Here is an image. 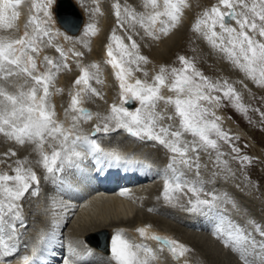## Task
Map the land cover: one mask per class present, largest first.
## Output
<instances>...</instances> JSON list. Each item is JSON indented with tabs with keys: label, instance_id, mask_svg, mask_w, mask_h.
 <instances>
[{
	"label": "snow or ice",
	"instance_id": "1",
	"mask_svg": "<svg viewBox=\"0 0 264 264\" xmlns=\"http://www.w3.org/2000/svg\"><path fill=\"white\" fill-rule=\"evenodd\" d=\"M24 2L25 0H0V26L13 28L12 22L19 16L16 9ZM28 4L30 9L34 10V14L29 19V24L33 26L32 31H25L17 39L0 41V74L5 79L24 76L26 82L31 81V86L27 91H20L17 94H9L0 88V133H3L9 141L19 145L29 142L35 146L33 150L39 152L41 159L37 163L43 165L47 173L44 179L50 181L54 189L47 197L49 207L43 211L47 213L51 208L54 216L58 214L57 209L63 210L65 216L68 211H74L71 203H65L57 198V193L72 194L76 191V185L65 173L67 171L82 177L83 164L88 158L95 160L101 170L104 167L121 165L151 168L150 164L134 160L129 154H121L114 149H104L95 138L98 134L107 136L123 130L140 142L153 143L154 146L167 150L170 154L167 168L170 171L175 172L176 166L180 165L196 173V183L182 180L180 175H174L172 179L166 180L163 197L168 204L208 219L214 225L210 230L219 235L226 246H231L232 250L238 253L241 264H264V230H261V226L257 225L261 236L259 241L251 234L247 236L241 234L238 229H233L231 224L225 229L222 227L225 217L218 207L219 197L215 193H205L207 198H201L204 189L198 177L200 169L206 167L200 163L201 151L209 155L215 152L214 165L222 170L225 179L235 175L228 161L223 159L225 154L220 151L217 139L211 138L213 134L232 146V152L236 154L233 159L242 164L252 162L247 155H239L240 149L232 143L236 138L222 130L218 123L219 117H215V113L209 107L219 106L221 96L213 93L222 92L224 98L233 101L234 108L246 113L247 109L240 103V96L233 86L227 80L213 82L196 67L193 61L184 56L178 57L182 65L180 68H172L168 73L165 67H161L151 83L139 78L135 79L134 83H129V77L133 72L130 65L142 70L141 62L146 64L149 61L146 56L139 53V46L135 40H131L129 36L131 44L126 45L113 30L111 39L115 42L119 54H114V46L109 43L107 63L114 69V75L119 82L121 103H113L107 116L97 113L99 122L94 124L91 136L83 134L80 130L81 117L91 121L93 113L80 106L82 94L100 95L91 84L92 80L99 82V77L96 72H90L89 67L82 65L77 59L76 63L81 68L82 74L74 80L76 90L71 97L69 108L65 109L66 119L70 120V123L65 127L64 122L55 119V106L50 101L53 95L50 86H53L61 70L71 71L67 62L69 53L76 58L84 55L74 48L66 49L58 39L74 41L80 38L69 36L54 27L58 0H28ZM77 4L90 16L101 11L99 0H92L91 5L86 4L85 0H77ZM145 6L151 11L147 15H142L139 23L144 26L147 35L159 40L160 35L156 34L155 26L158 23L162 25L159 33L168 35L181 23L183 10L188 4L187 0H163V11H161L157 0H147ZM122 8L124 14L130 18V27L134 28L131 21L137 20L135 8L121 5L119 0L115 3L117 25L124 27ZM222 8L227 11H222ZM10 9L11 15L8 14ZM162 17L164 19H161ZM227 18H231L239 25V31L226 24ZM217 26L222 32L216 31ZM193 28L197 32H202L214 48L224 52L230 61L248 73L258 85L264 86V41L257 39V36L264 38V0H259L258 4L253 3L250 7L246 0H218L216 5L204 11ZM79 31L82 32L83 37L95 36L98 32L97 24L85 23ZM250 32L252 34H249ZM225 34L227 44H225ZM42 38H47L45 46L54 48L59 54L58 59L45 55L41 60ZM90 67L98 69L99 65L92 64ZM41 68L44 70L41 71ZM169 75L172 77L170 84ZM165 87H169L175 96L162 95L161 89ZM54 91L60 93L63 89L55 88ZM87 98L92 99V96L89 95ZM161 101L164 102L165 108L158 110ZM133 102L136 106L131 108ZM168 105L174 106V112L168 113L165 110ZM209 116L213 118L209 119ZM165 120L169 123H163ZM185 134L191 135L192 139L185 141L183 139ZM49 138L54 144L59 145L58 149L53 148L51 154L44 151V144ZM80 145H83L86 151L77 150ZM16 155V151L9 149L3 153L0 163L6 164L9 158ZM13 163L15 164L13 174L7 172L0 174V196L3 197L0 198V245H2L0 260L11 256L17 250L16 245L10 244L9 241L19 238L20 228L28 227L23 215L24 201L38 198L42 192L41 178L31 167L25 166L27 161L18 159ZM212 174L219 176L221 173L214 171ZM185 190L192 193L187 205L174 203V194ZM59 223L60 221L54 218L50 224V231L45 233L41 230L38 244L42 243L47 252H51L49 245L55 240V228ZM138 232L143 237L158 241L161 247H166L175 259L191 251L188 246L167 237L155 234L149 236L146 228H139ZM140 247L130 243L125 238L123 230H117L110 239L109 252L115 264H161L163 257L157 256L147 245H144L143 249L152 260L150 262L147 258L141 259L138 254ZM40 255L42 252L38 251L37 246H33L32 255H24L22 259L24 264H35ZM95 255L91 248L85 246L84 255L75 260L65 258L62 264H91V258ZM97 264H111V261L97 257Z\"/></svg>",
	"mask_w": 264,
	"mask_h": 264
},
{
	"label": "rangeland",
	"instance_id": "2",
	"mask_svg": "<svg viewBox=\"0 0 264 264\" xmlns=\"http://www.w3.org/2000/svg\"><path fill=\"white\" fill-rule=\"evenodd\" d=\"M85 1H89L88 4L92 3V0ZM161 1L163 0H157V3L159 5V10L161 9V11H163V2ZM116 2L117 0H104L105 10L100 8L101 11L99 13H92L91 16L89 15V18L91 17V19H93L91 22H95L96 24L99 22L103 24L101 22L102 20L107 22L105 23L106 26H104L105 30H103L102 33L108 34L107 37L105 38V35L102 40H110L117 54L119 53V50L116 47L115 42L111 39L113 30H115L116 34L121 37L126 45L130 46L131 40L136 41L137 45L139 46V53L143 56H146L149 63L145 64L141 62L140 68L142 70H137L135 65H130L133 70L132 74L135 78L146 80L148 83H151L155 75L159 73L161 67H165L168 70V73H170L172 68H180L182 65L178 57L184 56L193 61L196 67L213 82H223L224 80H227V82L231 84L235 91L239 94L240 103H242L247 109L246 113H242L234 108L233 101L224 98L222 92L213 93L214 95L221 96L219 106L211 105L209 107H211V110L215 113V117H219L218 123L220 124L222 130L228 132L232 137L236 138L232 141V143L240 149L239 155H247L251 158L252 162L250 164H242L240 161L233 159L232 157L236 154L232 152V146L213 134L211 138L217 139L220 151L225 154L223 159L228 161L229 167L233 170L235 175L229 176L227 179H225L222 170L220 168H216L214 165V161L216 159L215 152H212L211 155H209V153L201 151L200 163L201 165H206V167H202L200 169L198 179L202 183L204 189V192L201 193V198H207L205 193H215L219 197L218 207L226 221L222 227L226 229L227 226L231 224L233 229H238L241 234L245 236L251 234V236L255 237L257 241L261 240L260 233L257 230V225H260L261 230H264V116H262V113H264V101L258 98V96L262 93L264 94V86L258 85L256 81L248 75V73L239 69L232 61L227 58V55L224 52L218 48H214L207 41L202 32H197L194 30L193 25L195 24L196 20L202 17L204 11L216 5L218 0H187L188 7L184 8L183 10L181 23L176 28L172 29L168 34L170 35V33L174 32L176 38L170 46L166 47L167 50L165 49L163 51V55L165 56L163 59L156 57L154 58L153 47L157 40L153 39L152 36L147 35L144 26L139 23L140 17L142 15H147L151 11L149 7L145 6L147 0H119L121 5H130L135 8L137 20L131 21V24L134 25V28L130 27V18L124 14L123 8L121 9V15L124 19V27H119L117 25V17L114 11ZM246 2L250 7L253 3L258 4L259 0H246ZM23 5L25 7V19L22 24L23 26H17V21L14 20L12 22L14 27L4 30L3 41L7 40L9 38L8 36H10L9 34L11 33L13 34L14 38H19L22 32L24 33L25 31H32L33 26L29 24V19L34 14V10L30 9L28 0H25ZM186 13H188L187 18L185 17ZM161 19H164V17ZM226 24L230 27L236 28L237 31H239V25L236 22L233 26L230 25L229 21L226 22ZM160 27H162V25L158 23V26L156 25L154 30L156 34L160 35V38H162L165 35L158 33ZM68 30L69 29H66L67 33ZM216 31L218 33L222 32L219 26H217ZM249 34L252 33L250 32ZM129 36L131 37V40H129ZM257 39L264 41V38H260L258 36ZM46 42L47 38H42L40 42L43 55L58 59L59 54L54 48L46 47ZM58 42L61 44L59 40ZM91 43L92 36L86 37V40L84 39L83 41L73 43L75 45L74 49L77 48L75 49L76 51L80 49L79 51L84 53L83 57L76 58L71 55L70 64L69 61H67L71 71L61 70V72L57 74L53 86H50V92L53 93V95L50 97V101L55 106V119L64 122V124L65 121L70 123V120L66 119L65 109H68L71 104V86L73 85H71V83L74 81V77H76V75H78L79 71L81 70L80 67L77 66V59L80 60L82 65L89 67L90 72H96L99 77V82H97V80H92L91 84L92 87L96 88L100 95L88 93L85 95L87 99L85 101L89 102L90 105L94 107L95 111L92 109V107L91 110L96 112V114L99 113L101 116H107L110 113L113 99L110 101L105 91L100 92L103 89L102 83L104 82V75L99 68L97 69L90 67L92 64L97 63L95 60V54L93 53L94 44ZM225 44H227L226 34ZM71 48H73V46ZM71 61H73V63H71ZM242 62L244 61L242 60ZM39 63L40 61L38 60V64ZM43 70L44 69L41 68V71ZM145 72L147 75H145ZM258 75L259 73L257 71V77ZM171 81L172 77L169 75L168 83L170 84ZM17 85H19L18 89ZM30 86L31 81L26 82L24 76L8 77L5 79L3 75L0 74V88H3L4 90L6 89L5 91H7L9 94H11V91L13 92L12 94H17L20 91H27ZM55 88L63 89V91L60 93H55ZM162 90L163 88L161 91ZM112 93H114L113 90ZM89 95L92 96V99L87 98ZM163 108H165V105L163 102H160L158 105V110ZM165 110L168 113H172L174 112V106L168 105ZM222 113L227 117L224 118ZM96 114L91 121L81 117V132L88 133L89 130V132L92 131L94 124L99 122L97 120ZM208 118L212 119L213 117L209 116ZM163 123L167 124L169 122L165 120ZM65 127L67 126L65 125ZM89 134L90 133H88V135ZM99 135L100 134H98L95 138L97 139ZM102 136L104 135L101 134V140L103 139ZM110 136H105L109 138L108 143H113V141L118 142L117 139L119 137L117 136L119 135L116 136L115 134L117 139H115V137L112 135ZM124 137H120V139H118L120 140L118 144L121 146L125 145L127 152H130V154L128 153L129 155L133 156L138 153L137 155H149L146 157L150 158H152V156L159 157L163 159H158V161L164 162L166 176L168 178H172L175 173H178L176 175L183 173V177L181 175L182 180H188L193 183L197 182L196 173L190 172L180 165L176 166L175 172L170 171L167 168V165L170 162V154L167 153V150H165L163 147L154 146L153 143H143L130 136V138ZM110 139L112 140L110 141ZM183 139L185 141H190L192 137L189 134H185ZM34 147L35 146L29 142H26L25 145H19L14 141H9L3 133H0V159H3V153L9 149L17 152V155L9 158L6 164L0 163V174H3L4 172L13 174V168L15 167L13 161L23 159L27 161L25 166L31 167L41 178L42 192L40 197L29 198L28 200L24 201L23 215L26 218V224L28 227L26 229H19V232L21 233L19 235L21 241H19V238L17 239L18 242L17 240L11 241L20 245V247H18L20 255L28 253L31 240H33L36 235L39 236L41 230H44L48 224L51 223V219L48 220L49 212H47L46 216V213L43 211V209L49 207V205H47V197L50 193H53L54 189L52 183L44 179V176L47 175V173L43 168V165L41 163H37L41 157L39 152L33 150ZM54 147L58 149L59 145L54 144V142L49 138L44 144V151L48 154H51ZM214 171L220 172L221 174L219 176H213L212 173ZM70 174L72 175L71 172L67 171L65 173V175L69 177L71 176ZM157 181H154L155 184L150 187V190L152 189L150 192H146L145 190L140 191L143 193L142 195L140 194V196L144 201L142 202L143 204L137 206L138 211H140L134 212L133 215H135V217L133 218L135 220L132 218L130 224H141L146 222V224L149 223L157 225V227L161 228L165 233L173 234V238L179 243H182L191 249V251L184 255V258L182 256V263H179V259L173 258L166 247H157V255L163 257L161 264L162 262L163 264H185V262H187V264H241V261L238 258V253H235L231 246H226L219 235L211 232L210 229L206 227L205 223L208 219L202 215L191 214L182 210L180 207H173L172 205L168 204L163 197L165 183L162 184L163 186L160 184L158 186L157 184L159 181H163V178L161 177V180L158 182ZM174 195V203L177 204L187 205L189 198H192V193L187 190L177 192ZM0 198L3 197L0 196ZM50 209L51 208H49V210ZM150 209L153 210L150 211ZM170 210H172L174 214L170 212ZM169 212L171 214H169ZM180 214L182 216H179ZM190 220L196 221L199 226L193 223L191 224L190 222L193 221ZM152 221H155V223ZM70 222L68 225L67 222L63 227L65 228L67 226L65 229H63L64 232L62 233L66 235V239H68L67 233L70 235L69 231L71 226L73 225L74 227L78 225L79 220L75 219L74 222ZM75 222H77L76 225H74ZM135 225L138 226V224ZM212 226L214 227V225ZM124 231L125 230H123V232ZM95 236L94 239L101 243V239L105 236V234L97 235L96 237ZM127 236L129 235L127 234ZM127 236L125 235V237ZM77 239L78 238L75 237L73 239L74 241L69 243L75 247L77 242L78 245L76 246L79 247L78 249L80 250L82 244L81 239L80 237L79 240ZM130 243L136 245L132 239ZM0 247H2V245ZM141 250H143V248H141ZM139 257L141 258L140 255ZM150 258L151 259L149 260L151 262L152 257Z\"/></svg>",
	"mask_w": 264,
	"mask_h": 264
},
{
	"label": "bare ground",
	"instance_id": "3",
	"mask_svg": "<svg viewBox=\"0 0 264 264\" xmlns=\"http://www.w3.org/2000/svg\"><path fill=\"white\" fill-rule=\"evenodd\" d=\"M58 1L59 2L57 4V8H56V12H55L56 17H55L54 27L56 29H59L62 33H66L69 36H73L74 38H76V37L80 38V39H75L74 41H64L62 38H59L58 40L61 42V44H63L65 46L66 49L71 48L72 46L74 48L75 45L73 43L83 41L84 39L86 40V37L82 36L81 31L78 32L75 36V34H72V33H74V31L71 30L69 25H67L68 23L65 22L66 24L64 25L63 22H61L60 17H63V16H61V10H60L62 8L61 7L62 6V2H61L62 0H58ZM69 1L74 5L79 16L82 17V15L84 14L83 17L85 19V22L83 23V25L85 23L91 22V20H93V19H91V17L89 18V13L84 8L78 6L77 0H69ZM88 2L89 1H87L86 4H88ZM161 2H163V1H161ZM23 4L24 3H22L16 9L19 12V16L16 19V21H17L16 25L20 26V27L23 26L22 24H23V21L25 19V14H24L25 7ZM91 4L92 3H90L89 5H91ZM99 7L102 8L103 10H105L104 0H99ZM114 11H115V7H114ZM222 11H227V9H222ZM8 14L11 15V9L9 10ZM185 17L186 18L188 17V13L185 14ZM228 21L230 22V25H232V26L235 23V21H233L231 18H227L226 22H228ZM101 22L103 24H101L100 22L97 23L98 32H97V35L92 36V43H91V44H94L93 53L95 54V60L99 64V69L104 75V82L102 83L103 89L100 92L105 91L106 94L108 95V99L110 101L113 99V103L119 104V103H121L120 95H119V93H120L119 82L114 75V69L111 67V65H109L107 63V60H108L107 45L109 43H112V42L110 40H106V39H105V41L102 40L105 35H106L105 38L107 37L108 33H102V31L105 30L104 26H106L105 23H107V22L104 20H102ZM157 26H158V24H157ZM5 29H7V28L0 26V41H3V32ZM66 29H69L68 33L66 32ZM157 31H158V28H157ZM158 33H159V31H158ZM11 34H9L10 36H8L9 38L7 40H11L14 38L13 34L12 35ZM22 35H23V32L21 33L20 36H22ZM175 38H176V35L174 32H172V33H170V35H165L164 37L157 40L154 47H153L154 58L155 57L156 58H162V59L165 58V56L163 55L164 54L163 51L166 49L167 46H170L173 43ZM14 39H17V38H14ZM90 41H91V39H90ZM98 44H99V46H98ZM75 49H77V48H75ZM79 50L80 49H78V51ZM114 54L118 55L119 53L117 54L114 50ZM71 55L72 54L69 53V56H68L69 64H70ZM43 56H44L43 52L41 51V53H40L41 59ZM71 63H73V61H71ZM81 74H82V71L80 70L78 75H76V77H74V78L76 79ZM75 79H73V80H75ZM135 79H137V78H135L132 74V76L129 77L128 82L134 83ZM71 85H72L71 86L72 92H71L70 98L72 97V95L74 94V92L76 90V86L74 85V81L71 83ZM14 86H16V85H14ZM18 86L19 85H17V89H18ZM111 89L114 91V93H112ZM12 93L13 92L11 91V94ZM161 94L164 95L165 97H167V96H173L174 97L175 96V93L172 90H170L169 87L163 88V90L161 91ZM85 95L86 94H82V103L80 106L81 107L86 106L87 109H89V111H91L93 113V117H94L96 114V112H94L95 111L94 107L91 106L89 102L85 101V100H87ZM258 98H260L262 101H264V94L263 93L260 94L258 96ZM161 102H163V101H161ZM126 106H129V105H126ZM135 106H136V104L134 102L130 107L134 108ZM91 107L94 111L91 110ZM222 115L224 118L227 117L223 113H222ZM65 125L68 127L69 122L65 121ZM89 131H88V133H89ZM82 133L88 134L86 132H82ZM115 134H116V136L119 135V136H117V137H119L118 139H120V137H124V136L126 138H130L129 135H127L123 130H121L119 132L111 133V134H109V136L112 135L113 137H115ZM100 136H101V134L97 137V141L100 144L102 143L101 146L104 149H106V150H113L114 149V150L120 152L121 154H128V153L130 154L129 151L127 152V148L125 147V145L121 146L120 144H118V142H120V140H118L117 137H115V139H117L118 142L113 141V143H108V142L105 143L103 141H100L101 139L98 140V138H100ZM112 139H110V141ZM78 147L79 148H77V150H79L81 152L86 151V149L83 145H80ZM137 154L138 153H136V155H133V156L131 155L132 159L145 161L146 163L151 165V168H144V167H141L139 165H132L129 167L124 166V169L122 171H124L125 175L130 174L131 177L141 178L142 181L140 183H135L133 181V183L126 184L124 180H121V178H123V177H120V176L118 177V175H117L119 172H121L120 171L122 168L121 166L112 167V168L104 167L101 170L100 166H98L96 164L95 160H93L91 158H88L84 162L83 168H82V172L87 168L86 171L88 174H86L85 171L83 172L82 177H77L74 173H72V175L70 174L71 175L70 178L72 180V183L76 185V191L72 194L57 193V198L60 200H63L65 203H71L74 207V211H68L66 216L63 215V210H61V209L56 210V212L58 214H56L55 216H54L53 211L51 209L48 211L49 212L48 213L49 214L48 220L51 219V222H52L53 219L55 218V219H58L60 221L59 226L55 228V234H56L55 240L53 241V243L51 245H49V247H51V252L45 251L44 245L42 243L38 244V241L41 237V233H40L39 236L36 235L35 238L33 240H31L30 248H29V250L27 249L28 253H25L24 255L31 256L32 252H33V246H37L38 251H41L42 255H40L39 259H37V262L35 261L36 264H62V261L65 258L75 260L76 258L84 255L85 254V246H87L88 248H91L92 251L96 254L95 256H93L91 258V264H97V257L107 258V260L111 261V264H115V261L112 260L110 252H109V245H110L111 237L115 234V232L117 230H125L124 231L125 235L127 236V234H128L130 236V237L127 236L125 238L128 239L129 242L132 239V240H134L135 243H137L141 246L138 250V254L143 259H145V258L151 259L150 258L151 256L149 257V255H147L145 252H143L144 249L141 250V248H143L142 247L143 245H147L152 250V252L155 253L156 255H157V251H158L157 247H161V245L158 241H155V240H152L150 238H146V237L141 236L138 232L139 228H142V227L146 228L148 233H149V236L155 234V235H161V236L167 237L171 240H175L172 236L173 234L165 233L161 228L157 227V225H153V224H149V223L146 224V222L141 223V224H139V223L130 224L132 218L135 217V215H133L134 212L140 211V210L138 211L137 206L143 204L142 202L144 201L142 199V197L140 196V194L142 195L143 193H141L139 191L150 189V187L153 184H155L154 181H157V180L159 181V180H161V177H162V175L159 174L158 178L152 179L151 176L160 170V169H158L157 162L152 160V158H150V157H145V156L137 155ZM95 171L97 172L98 176L102 175V172H106L107 175H105V177L103 176L100 179L98 178L99 179V181H98L94 175ZM168 172H169V170H168ZM162 174H166V172L162 173ZM169 174H174V173H169ZM176 174H178V173H175L174 175H176ZM182 174H180V176ZM88 176L90 177V179L88 178ZM182 177H183V175H182ZM184 179H185V177H184ZM109 180H113L114 183L109 185L110 190H105L104 186H102L101 183L104 181H105L104 183H106V181H109ZM159 182H161V181H159ZM76 192H77V194H76ZM80 196H83V198H80ZM47 205H48V203H47ZM167 211H169V210H167ZM170 212H172V210H170ZM170 212H169V214H171ZM45 215L47 216V213ZM139 216H141V215H139ZM179 216H182V215L180 214ZM165 217H166V215H165ZM75 219L79 220V223H78V225H76V223L78 221L75 222V224L73 223L76 226H74V227H73V225L71 226L69 234L73 237V239L76 237V238H78L77 240H79V237H80L81 243H82L81 248H80V250L78 249L79 247L76 246V245H78L77 242H76L75 247L71 243L66 242L65 248H64V250H62L60 248L62 246L61 234L64 232L63 229H65L67 226L65 228H63V227L65 226V224L67 222H68L67 223V225H68L70 221L74 222ZM190 221H193V220H190ZM152 222L155 223V221H152ZM163 222H165V221H163ZM190 223L191 224L193 223V224L199 226L196 221H193ZM50 224H48L47 227L45 226L46 227L44 229L45 233L50 231ZM135 224H138V226ZM205 224H206V227H208L209 229L213 227L212 224L209 222V220H207V222ZM195 225H193V226H195ZM127 226H129V227H127ZM105 231L109 232L108 233V241H109L108 246H106L102 243H99L94 239L95 233H97V232L103 233ZM126 232H127V234H126ZM211 232H213V231H211ZM68 236L69 235L67 233V237ZM129 238H131V239H129ZM20 239L21 238L19 237V241H21ZM16 240L17 239H14L12 241H16ZM175 241H177V240H175ZM17 242H18V240H17ZM71 242H72V240H71ZM9 243L11 244V243H15V242L9 241ZM15 245H16L17 250L11 256L5 257L3 260H0V264H24L23 259H22V257L24 255H20L19 250H18V247H20V245L16 244V243H15ZM157 256H159V255H157ZM183 258H184V256H183ZM183 258L182 257L179 258V263H182ZM162 264H163V262H162Z\"/></svg>",
	"mask_w": 264,
	"mask_h": 264
},
{
	"label": "water",
	"instance_id": "4",
	"mask_svg": "<svg viewBox=\"0 0 264 264\" xmlns=\"http://www.w3.org/2000/svg\"><path fill=\"white\" fill-rule=\"evenodd\" d=\"M62 8L60 9L61 10V15L67 19L65 22H74V24H77V27L79 25V21H80V16L78 15L77 11H76V8L74 7V5L69 1V0H62ZM60 2V3H61ZM65 13V15H63ZM62 17V18H63ZM79 17V18H78ZM73 18V20H72ZM77 20V21H76ZM106 245H108V240H106Z\"/></svg>",
	"mask_w": 264,
	"mask_h": 264
}]
</instances>
